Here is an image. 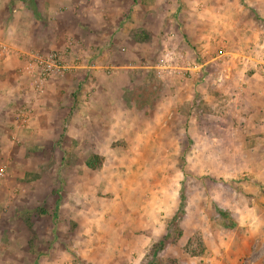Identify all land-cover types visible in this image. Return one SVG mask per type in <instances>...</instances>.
<instances>
[{
	"label": "rangeland",
	"instance_id": "obj_1",
	"mask_svg": "<svg viewBox=\"0 0 264 264\" xmlns=\"http://www.w3.org/2000/svg\"><path fill=\"white\" fill-rule=\"evenodd\" d=\"M92 1L0 0V53L18 39L13 32L51 34L56 15L80 19ZM114 1L127 11V0ZM128 1L138 9L129 34L139 55L122 59L130 82L120 97L114 68L91 79L79 59L70 64L71 35L60 49L33 45L0 62V264H264V142L248 140L256 150L241 162L231 150L243 127L219 123L240 106L245 75L264 79V0H242L229 33L231 42L241 33L242 47L212 43L204 56L186 38L183 16L219 23L226 0ZM48 5L54 17L43 14ZM154 39L144 60L141 46ZM50 55L64 69L43 80L38 60ZM239 67L235 87L218 86ZM92 84L108 86L117 102L99 111L106 116L82 108ZM112 113L119 125L105 118ZM94 155L101 165L89 169ZM166 234L173 241L154 252Z\"/></svg>",
	"mask_w": 264,
	"mask_h": 264
},
{
	"label": "crops",
	"instance_id": "obj_2",
	"mask_svg": "<svg viewBox=\"0 0 264 264\" xmlns=\"http://www.w3.org/2000/svg\"><path fill=\"white\" fill-rule=\"evenodd\" d=\"M62 1L70 4L75 3V0ZM117 1L121 2L120 0ZM204 1L210 5L213 0ZM113 2L115 1L93 0L90 7L91 10L88 12V14L85 13L84 16L81 15L80 19L77 18L76 14L71 13V10L68 13L56 15L55 21L52 22L56 25L53 26L54 31L51 30L52 28L50 29L52 31L51 34L48 28L46 29L42 27L40 30H43L41 35L34 32H31L30 34L25 32H17L14 34L13 32V35H17L16 38L18 39H15L14 42L9 39H7V41L5 40L6 44H8V48L10 49L9 52H26L31 47H33V45L40 48L42 52H45L47 49H60L61 45L63 46L65 43H68L66 42V38H68V35L74 36L77 44H75V40L72 41L73 45H71L70 54L68 57V61L70 62V64L73 63L74 60L79 59L80 65H77V69L85 71L82 72V75L90 72L92 74L91 79H98L100 76L103 77V70L109 67L114 68V70L117 71H113L110 79L112 82H116L118 84L115 86L116 89L114 90V92H119L120 97L124 94L125 89L120 88L119 85L125 80L130 82L129 72L126 71V67H124L125 65H121L122 62H124L122 61V59L125 60L129 57L135 58L137 55H139L138 51H136L137 45L135 44V39L132 38L129 34L130 30L133 28V25H131L132 22H134V24L136 22V11L138 9L135 10L136 6H131L129 4L130 2L127 0L124 4L128 5L127 11L124 12L123 9H120L116 12V7H112L111 5ZM242 4V0H232L231 3L230 0L222 2L219 6H221V9H224L225 11H222V14L219 17V23L214 22L209 15L201 16L200 14L195 12L192 13L191 18H185L183 16V29L186 32H189L190 35H187L186 38L191 39L192 44L196 46V51L198 53L204 56V54L208 52V50L209 52L212 51L210 45H212V43L217 44L218 42H223L226 46L229 45V43L232 45L239 44V47H242L244 41L241 38L240 32L232 42L229 41V33L232 31V28H235L236 25L241 22V19L238 16L244 13V11L246 10V8L242 7ZM71 6L73 7V5ZM131 8L133 10H131ZM209 8L210 11H213L211 7ZM42 9H45L43 14H47V17H54L53 7H50L49 5L47 7L42 6L41 10ZM106 14L110 16L109 19H107ZM232 14L237 18L236 20L231 18ZM145 15L146 13L143 14V16ZM143 16L139 14L138 20H145ZM147 16L148 12L146 17ZM162 18H167L168 21V14H166ZM164 19L162 20V22L165 21ZM47 22H49L48 18ZM56 28L59 29V31H57ZM0 29L5 30L4 25L1 24ZM15 36H13L12 39H14ZM154 42L155 39L151 40L150 43H143V46H141L143 50V54L141 56L144 60H149L148 58L152 56L151 44H154ZM88 45H93V51L90 53L88 52ZM126 48L128 49L126 53L120 51ZM9 52L5 54L0 53V62L9 55ZM87 52L90 55L84 58ZM223 55L224 54L221 52L217 56ZM1 64H3V62H1ZM234 70L231 71L229 75L230 78L224 77L225 80H227L225 83L218 85L219 87H230V89H232L236 86L237 80H240L242 77H244L243 71L245 70H243L241 67H239V71L237 72H235ZM234 73L236 74L234 75ZM252 73L253 72H251L250 75H245L246 85L242 92L246 93L241 99L240 106L238 108L229 107L226 111L227 115L222 114L223 121L219 122L220 125L228 124L243 127L240 134V141L242 142V144L238 141L237 145H232L233 149L231 150V154L233 155V157H239L241 162H246L250 159V150H256V146H253L251 149L248 144H245L248 140L255 141V143L264 142V96L261 97L257 95V91L264 86V79L261 77H257V75ZM87 81L88 77L84 81L85 85H87ZM110 90L111 89H109L106 85H99L97 87L93 86L92 94L94 97L93 99L92 97L91 99H87L84 102L82 108L85 110L90 109V111L96 110V112H94L95 114H100V110L105 111L112 109L113 101L115 103L117 102L111 96L112 91ZM123 106L125 105H122V107ZM233 109H235L237 112ZM101 114V116H106V114L103 112ZM113 115L114 114L112 113L111 115H107V117L105 118H109L110 126L119 125V122L116 120L117 118L114 119ZM88 118L89 117H86L82 120H85V123H87ZM128 124L129 123H127L126 125ZM116 247L118 248L119 245H116ZM118 249L120 250V248Z\"/></svg>",
	"mask_w": 264,
	"mask_h": 264
},
{
	"label": "built area",
	"instance_id": "obj_3",
	"mask_svg": "<svg viewBox=\"0 0 264 264\" xmlns=\"http://www.w3.org/2000/svg\"><path fill=\"white\" fill-rule=\"evenodd\" d=\"M59 59L56 57V55H50L47 59H39V77H41L43 80L46 78L52 77L58 72H61L64 67L61 66L59 63ZM165 68L166 66H162ZM191 67L189 65L186 66V68H182V70L179 72L182 76H184L183 71H190Z\"/></svg>",
	"mask_w": 264,
	"mask_h": 264
},
{
	"label": "trees",
	"instance_id": "obj_4",
	"mask_svg": "<svg viewBox=\"0 0 264 264\" xmlns=\"http://www.w3.org/2000/svg\"><path fill=\"white\" fill-rule=\"evenodd\" d=\"M101 162H102V159L97 156V155H94V156H91L89 157L87 160H86V167L89 168V169H95L97 167H99L101 165ZM220 214L222 216H225L224 213H221ZM169 237V234H166L165 236H163L158 242H156L152 247L154 249V252H158V251H161L163 250L170 242L173 241V239H170L168 238ZM192 253V252H191ZM194 255H199V253L197 252H193Z\"/></svg>",
	"mask_w": 264,
	"mask_h": 264
}]
</instances>
